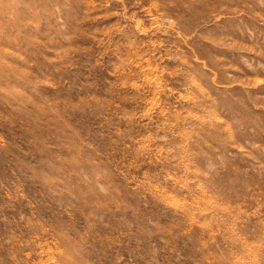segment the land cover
Wrapping results in <instances>:
<instances>
[{"label":"rangeland","instance_id":"rangeland-1","mask_svg":"<svg viewBox=\"0 0 264 264\" xmlns=\"http://www.w3.org/2000/svg\"><path fill=\"white\" fill-rule=\"evenodd\" d=\"M0 264H264V0H0Z\"/></svg>","mask_w":264,"mask_h":264}]
</instances>
